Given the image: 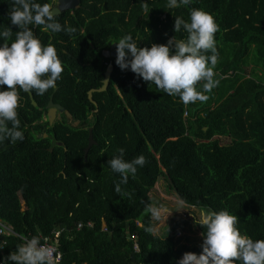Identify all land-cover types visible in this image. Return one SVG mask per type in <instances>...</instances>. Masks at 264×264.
I'll return each instance as SVG.
<instances>
[{
	"label": "trees",
	"instance_id": "1",
	"mask_svg": "<svg viewBox=\"0 0 264 264\" xmlns=\"http://www.w3.org/2000/svg\"><path fill=\"white\" fill-rule=\"evenodd\" d=\"M35 2L51 6L53 0ZM11 4L0 0V31L17 30L8 17ZM193 8L212 15L219 29L214 75L222 79L203 107V101L184 104L157 92L121 70L116 56L103 58L126 34L149 48L174 35L184 38L174 32L175 16L188 20ZM55 19L76 32H33L62 61L56 91L33 92V100L20 91L24 140L0 143V221L16 234L0 235V247L6 242L0 264H14L8 255L33 236L56 245L59 264H176L185 252L199 254L203 240L178 245L170 230L155 234L156 221L144 209L154 205L159 176L187 207L227 210L238 217L241 234L264 239V0H192L179 8H168L167 0H84L74 16ZM109 62L108 89L89 93L102 87ZM52 94L64 110L50 124ZM90 128L97 143L85 158ZM120 148L126 161L139 155L147 161L121 185L123 197L115 192L121 177L107 164ZM150 225L151 234L145 231Z\"/></svg>",
	"mask_w": 264,
	"mask_h": 264
},
{
	"label": "clouds",
	"instance_id": "2",
	"mask_svg": "<svg viewBox=\"0 0 264 264\" xmlns=\"http://www.w3.org/2000/svg\"><path fill=\"white\" fill-rule=\"evenodd\" d=\"M53 3L50 6L35 0H12L9 7L8 17L17 30L13 32L12 27H7L0 31L4 41L0 46V86H6V90H0V143L7 140L15 144L24 140L17 111L20 91L44 95L56 87L64 71L55 47L43 45L33 32V27L50 33L64 31L71 35L76 32L75 28L56 21L51 8ZM191 3L192 0H167V7L179 8ZM144 10L150 11L147 4H144ZM218 30L212 15L193 8L188 20L175 16L174 32L185 33L184 38L177 39L174 35L166 44H152L149 48L138 47L132 35L126 34L112 43L116 46L115 63L121 70L130 69L148 85H155L157 92L179 97L184 104L204 101L205 93L215 87L214 68L218 62L215 33ZM201 83L202 90H198L197 85ZM118 152L120 154L109 159L107 164L121 177L115 183V192L123 197L128 194L122 191L121 185L127 184L129 175L134 178L137 167H143L147 161L143 155L126 161L124 149L120 148ZM183 209L186 208L181 202L176 211ZM144 211L153 221L161 219L160 209L151 203ZM237 223L238 217L227 210L200 211L194 224L203 228L202 251L199 254L185 252L177 260L178 264H236L237 261L240 264H264V239L253 240L241 234ZM1 225L8 226L0 221ZM145 231L151 234L154 228L150 225ZM6 260L14 264H55L52 250L42 245L37 236L24 239Z\"/></svg>",
	"mask_w": 264,
	"mask_h": 264
},
{
	"label": "rangeland",
	"instance_id": "3",
	"mask_svg": "<svg viewBox=\"0 0 264 264\" xmlns=\"http://www.w3.org/2000/svg\"><path fill=\"white\" fill-rule=\"evenodd\" d=\"M60 112L56 119H60ZM151 196L154 205L161 211V219L156 221L155 234L162 235L170 230L178 245L192 246L203 240L194 224L195 216H198L200 211L187 207L184 203L183 207L186 209L176 211L181 207V201L169 190L162 176L158 177ZM178 235H180L179 238H177Z\"/></svg>",
	"mask_w": 264,
	"mask_h": 264
},
{
	"label": "water",
	"instance_id": "4",
	"mask_svg": "<svg viewBox=\"0 0 264 264\" xmlns=\"http://www.w3.org/2000/svg\"><path fill=\"white\" fill-rule=\"evenodd\" d=\"M58 1V7H55L53 8V12L55 13V16H59L61 15L62 13L64 12H67V11H75V10H78L79 9V6H80V3H81V0H57ZM114 47H116L114 44L110 47V50L108 52H103L102 53V56L103 58H114L115 55H116V50L114 49ZM113 70V64L112 62H109L107 63V66H106V69L104 71V78L102 80V87H99V89H91L89 91L92 92L93 90H97V91H104V90H107L108 87H109V84H110V80H111V72ZM219 79H222V75H219V74H215L214 75V81L216 82L217 80ZM212 90V89H211ZM211 90L206 92V99L202 102L201 106L203 107L209 97H210V93H211ZM56 91V88H54V92ZM53 97L54 95L52 94L51 97H50V101L47 105V109H48V112H47V118L49 120V122L51 124L54 123V120L57 116V112L58 110L59 111H63V107L59 104H56L54 103L53 101ZM30 100H33V97H31V94H30ZM31 105L37 107V104L34 102V101H31ZM68 115V111H65ZM205 131V130H204ZM90 135H89V143H88V146L87 148L85 149V158L88 156V153L90 151V149L92 148L93 145H96V141H94V137H93V129L90 128ZM47 135V134H45Z\"/></svg>",
	"mask_w": 264,
	"mask_h": 264
},
{
	"label": "built area",
	"instance_id": "5",
	"mask_svg": "<svg viewBox=\"0 0 264 264\" xmlns=\"http://www.w3.org/2000/svg\"><path fill=\"white\" fill-rule=\"evenodd\" d=\"M187 112L185 113L184 117H187ZM79 228H81V226H79ZM59 234V232L57 233V235ZM0 235H5V236H10V235H16L13 231V229L9 226H5V225H1V229H0ZM132 240H136L135 236H131L130 237ZM6 244L5 241H3L2 246L0 247V250L3 249V246ZM42 245L50 248L52 250L53 253V258L55 261V264H59V262L62 260V253L57 251V247L56 245L50 244L48 242L45 243H41ZM135 249L138 250V247L135 246Z\"/></svg>",
	"mask_w": 264,
	"mask_h": 264
},
{
	"label": "flooded vegetation",
	"instance_id": "6",
	"mask_svg": "<svg viewBox=\"0 0 264 264\" xmlns=\"http://www.w3.org/2000/svg\"><path fill=\"white\" fill-rule=\"evenodd\" d=\"M83 1L84 0H81V3H80V6H79V9H81V7H82V5H83ZM55 7H58V1L57 0H54V3H53V6L51 7L52 9L53 8H55ZM78 9V10H79ZM76 11L77 10H75V11H67L68 13H69V15L72 17V16H74L75 14H76ZM67 12H64V13H62V14H66ZM61 14V15H62ZM112 46V45H111ZM110 46V47H111ZM110 50V49H109ZM105 52H108V51H105ZM116 56V55H115ZM106 59H111V57H109V58H106ZM57 120V119H56Z\"/></svg>",
	"mask_w": 264,
	"mask_h": 264
}]
</instances>
